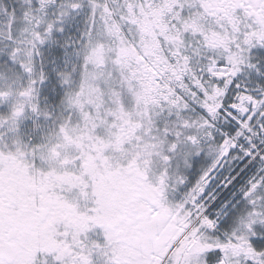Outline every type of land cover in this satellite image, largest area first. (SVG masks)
I'll list each match as a JSON object with an SVG mask.
<instances>
[{
    "label": "snow or ice",
    "instance_id": "1",
    "mask_svg": "<svg viewBox=\"0 0 264 264\" xmlns=\"http://www.w3.org/2000/svg\"><path fill=\"white\" fill-rule=\"evenodd\" d=\"M0 264H264V0H0Z\"/></svg>",
    "mask_w": 264,
    "mask_h": 264
},
{
    "label": "flooded vegetation",
    "instance_id": "2",
    "mask_svg": "<svg viewBox=\"0 0 264 264\" xmlns=\"http://www.w3.org/2000/svg\"><path fill=\"white\" fill-rule=\"evenodd\" d=\"M206 163H210V161H206ZM196 178H197V174L194 172V173L190 176V179L194 182Z\"/></svg>",
    "mask_w": 264,
    "mask_h": 264
}]
</instances>
